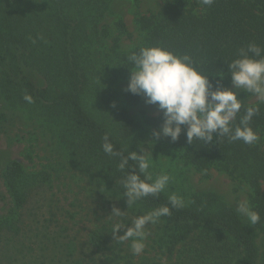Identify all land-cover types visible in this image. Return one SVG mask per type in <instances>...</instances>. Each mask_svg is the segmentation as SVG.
<instances>
[{
	"label": "trees",
	"instance_id": "trees-1",
	"mask_svg": "<svg viewBox=\"0 0 264 264\" xmlns=\"http://www.w3.org/2000/svg\"><path fill=\"white\" fill-rule=\"evenodd\" d=\"M117 1L0 0L3 96L50 126L64 158L59 172H78L95 209L106 212L90 238L99 252L121 259L126 241L117 237L138 215L168 205V197L175 194L185 207L146 225L156 248L173 254L198 236L190 264H258L253 227L214 193L179 191L169 184L158 197H146L127 209L121 180L129 169L119 171V159L105 155L101 145L109 133L117 150L141 153L151 136L198 172L220 168L236 175L252 190L251 208L260 215L254 226L264 230V104L251 125L261 137L257 145L228 143L226 138H214L215 144H188L184 133L176 142L163 136L156 140L152 133L162 126V113L138 120L131 111L142 97L119 88L133 67L127 55L157 44L178 55H193L213 85L230 87L227 64L238 50L249 42L264 46V0H215L211 6L200 0L167 1L157 12L137 13V39L124 22L105 23ZM124 37L135 39L131 50L122 49ZM217 75L225 76L220 80ZM25 94L33 103L24 100ZM4 179L16 214L0 221V264L32 258L40 264H88L87 254L79 256L77 238L48 212L53 172H27L12 162ZM114 207L124 214L108 218ZM117 221L125 227L114 236L111 229Z\"/></svg>",
	"mask_w": 264,
	"mask_h": 264
},
{
	"label": "clouds",
	"instance_id": "clouds-1",
	"mask_svg": "<svg viewBox=\"0 0 264 264\" xmlns=\"http://www.w3.org/2000/svg\"><path fill=\"white\" fill-rule=\"evenodd\" d=\"M214 2L200 0L203 6H211ZM126 59L133 66L126 91L143 96L145 103L156 105L162 112L163 124L152 133L156 140L163 136L176 142L184 133L188 144H193L194 140L215 144L214 138H226L228 143L242 141L249 146L260 142L259 133L251 125L260 112L259 105L264 104V46L249 42L227 64L233 89L251 93L258 101L256 105H246L243 112L244 102L238 98V93L224 88L219 82L213 85L209 75L198 69L197 60L189 53L178 55L163 44H157L142 46L138 52L128 54ZM217 76L223 80L225 75ZM23 98L33 103L30 95L25 94ZM102 139L101 148L105 155L119 159L118 170L129 169L121 180L127 209L146 197H158L168 188L172 177L165 172L153 176L150 169L157 160L148 151L117 150L109 133H105ZM168 205L138 215L117 238L132 240L131 251L139 255L145 248L146 225L157 224L161 217L171 215V209L184 208L185 202L182 197L172 194L168 197ZM236 211L251 225L260 221L259 213L247 201L239 202ZM124 212L114 207L108 218L121 217ZM124 227L117 221L113 223L111 233L115 236Z\"/></svg>",
	"mask_w": 264,
	"mask_h": 264
},
{
	"label": "rangeland",
	"instance_id": "rangeland-1",
	"mask_svg": "<svg viewBox=\"0 0 264 264\" xmlns=\"http://www.w3.org/2000/svg\"><path fill=\"white\" fill-rule=\"evenodd\" d=\"M167 1L171 0H119L114 5V14L108 17L105 23L113 26L115 22L122 21L137 39V13L157 12ZM126 38H123L121 46L128 51L136 43H134L135 39ZM1 76L0 70V221L10 219L16 214L4 179L7 166L16 162L27 172L44 170L53 172L54 188L47 203L48 212L54 214L57 225L68 228L69 234L77 238L80 245L79 256L87 254L88 264H190L194 258L198 236L177 247L173 254H167L156 248L150 232L144 240L145 248L139 255H134L131 251L132 240H125V250L122 251L121 259H115L110 255L111 253L106 255L99 252L91 244L90 238L94 230L104 221L103 216L106 212L100 208L95 209V204L86 191V182L78 172L75 173L73 170L59 172L62 170V165L59 163L64 162V158L59 155L61 150L55 134L42 118L30 116L23 108L16 107L5 99L1 91ZM129 79L121 82L119 88L126 89ZM227 89L236 91L238 98L244 102L241 112L246 105L258 103L251 93H246L242 89H233L232 85ZM141 97V104L131 111L138 120H144V115L155 117L162 113L156 105L145 103L144 97ZM142 150L148 151V154H152L153 159L157 160L152 168L155 175L161 172L169 174L172 177L170 185L177 187L179 191L211 192L235 209L241 201H247L251 206L252 190L236 175L220 168H214L208 174L198 172L186 166L176 153L160 147L151 136L142 145ZM76 180H80V185ZM242 219L248 223L246 217ZM251 226L256 234L258 264H264V230ZM23 263L40 264L41 262H36L32 258L18 264Z\"/></svg>",
	"mask_w": 264,
	"mask_h": 264
}]
</instances>
